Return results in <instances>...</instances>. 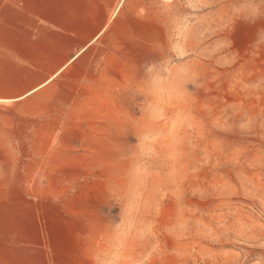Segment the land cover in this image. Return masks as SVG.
<instances>
[{
	"label": "rangeland",
	"instance_id": "1",
	"mask_svg": "<svg viewBox=\"0 0 264 264\" xmlns=\"http://www.w3.org/2000/svg\"><path fill=\"white\" fill-rule=\"evenodd\" d=\"M133 1L116 106L60 111L48 147L67 155L27 174L52 187L42 216L84 223L41 243L83 244L85 264H264V0Z\"/></svg>",
	"mask_w": 264,
	"mask_h": 264
},
{
	"label": "crops",
	"instance_id": "2",
	"mask_svg": "<svg viewBox=\"0 0 264 264\" xmlns=\"http://www.w3.org/2000/svg\"><path fill=\"white\" fill-rule=\"evenodd\" d=\"M134 5L0 0V264L86 263L83 244L70 253L41 243L71 219L84 223L80 216H42L52 187L28 183L27 174L53 173L67 155L48 147L58 140L60 111L67 123L77 110L114 107L115 34L132 28Z\"/></svg>",
	"mask_w": 264,
	"mask_h": 264
}]
</instances>
